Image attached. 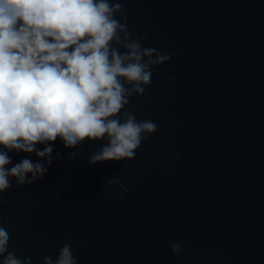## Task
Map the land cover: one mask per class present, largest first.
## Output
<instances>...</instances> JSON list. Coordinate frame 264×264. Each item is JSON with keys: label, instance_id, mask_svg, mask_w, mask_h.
I'll use <instances>...</instances> for the list:
<instances>
[{"label": "water", "instance_id": "water-1", "mask_svg": "<svg viewBox=\"0 0 264 264\" xmlns=\"http://www.w3.org/2000/svg\"><path fill=\"white\" fill-rule=\"evenodd\" d=\"M122 2L142 46L171 55L124 109L157 130L96 165L106 141L69 159L58 138L41 180L0 193L9 251L43 264L71 240L77 264H264V0Z\"/></svg>", "mask_w": 264, "mask_h": 264}, {"label": "clouds", "instance_id": "clouds-1", "mask_svg": "<svg viewBox=\"0 0 264 264\" xmlns=\"http://www.w3.org/2000/svg\"><path fill=\"white\" fill-rule=\"evenodd\" d=\"M127 21L122 0H0V193L13 186L12 178L16 187L41 180L58 138L76 149L69 159L82 154L86 140L106 141L88 160L96 165L133 159L141 141L157 130L150 119L137 120L124 109L151 84L153 66L171 55L143 47L147 36L130 31ZM13 151L40 159L25 156L12 164ZM107 183L127 191L119 179ZM9 242L0 227V264H32L31 256L9 251ZM169 247L173 255L182 250L179 243ZM43 264H77L72 241Z\"/></svg>", "mask_w": 264, "mask_h": 264}]
</instances>
